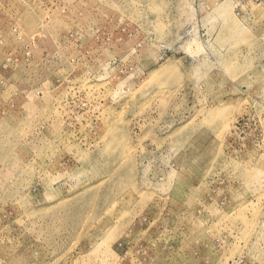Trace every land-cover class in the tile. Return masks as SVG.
Instances as JSON below:
<instances>
[{
	"label": "rangeland",
	"instance_id": "374dc122",
	"mask_svg": "<svg viewBox=\"0 0 264 264\" xmlns=\"http://www.w3.org/2000/svg\"><path fill=\"white\" fill-rule=\"evenodd\" d=\"M237 2L0 0V264H264V6Z\"/></svg>",
	"mask_w": 264,
	"mask_h": 264
},
{
	"label": "built area",
	"instance_id": "2783aa9c",
	"mask_svg": "<svg viewBox=\"0 0 264 264\" xmlns=\"http://www.w3.org/2000/svg\"><path fill=\"white\" fill-rule=\"evenodd\" d=\"M251 5L264 6V0H238L236 4L237 8L240 7V10L245 12H246V8Z\"/></svg>",
	"mask_w": 264,
	"mask_h": 264
},
{
	"label": "bare ground",
	"instance_id": "6f19581e",
	"mask_svg": "<svg viewBox=\"0 0 264 264\" xmlns=\"http://www.w3.org/2000/svg\"><path fill=\"white\" fill-rule=\"evenodd\" d=\"M253 6H255V5H253ZM164 71V70H163Z\"/></svg>",
	"mask_w": 264,
	"mask_h": 264
}]
</instances>
